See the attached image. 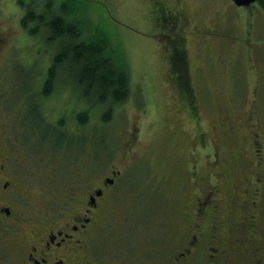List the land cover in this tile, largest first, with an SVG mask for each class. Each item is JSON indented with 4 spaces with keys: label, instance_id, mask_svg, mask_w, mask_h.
Here are the masks:
<instances>
[{
    "label": "rangeland",
    "instance_id": "374dc122",
    "mask_svg": "<svg viewBox=\"0 0 264 264\" xmlns=\"http://www.w3.org/2000/svg\"><path fill=\"white\" fill-rule=\"evenodd\" d=\"M48 9L76 24L83 40L103 39L128 74L125 102L106 121L99 107L76 129L81 137L69 139L80 142L63 146H57L59 133L38 132L28 119L27 101L44 102L41 113L51 119L68 106L73 112L87 105L67 72L39 98L37 79L46 78L60 45L48 43L43 28L38 37L29 35L20 20L27 11ZM178 10L186 20L172 23L169 15ZM0 36L7 42L0 54V118L27 170L24 219L64 217L80 209L104 177L119 172L97 218L94 257L100 264L132 257L154 264L180 251L197 199L216 189L228 251L238 245L235 226L244 229L250 220L244 264H256L257 246L264 264V8L257 2L236 7L231 0H0ZM13 86L19 90L13 93ZM256 174L262 200L253 207L249 189ZM186 264H206L205 255Z\"/></svg>",
    "mask_w": 264,
    "mask_h": 264
},
{
    "label": "flooded vegetation",
    "instance_id": "af4514ba",
    "mask_svg": "<svg viewBox=\"0 0 264 264\" xmlns=\"http://www.w3.org/2000/svg\"><path fill=\"white\" fill-rule=\"evenodd\" d=\"M257 3L259 7L264 8L262 0ZM157 11L160 12L159 9ZM160 13L161 16L166 14L164 11ZM174 14H177V17ZM174 14L169 15L172 23L180 22L181 19L186 20L180 10ZM6 43V37L0 36V54ZM46 80L45 77L37 79L40 86L36 87L39 90V98L41 97L42 100L45 97ZM33 83L36 82H33V78H31L30 84ZM30 84L25 88L26 91ZM12 89L13 93L19 90L14 86ZM183 92L186 97L189 96L188 88ZM24 93V90L18 91L19 96L23 97ZM43 103L41 102L42 105ZM27 105L30 107L28 119L31 121V127L34 130L37 129L38 132L41 128L46 127L51 133H59L60 142L57 146L72 143L69 139L76 136L77 113L88 111L76 107L71 112V108L69 109L70 106H68L65 115L51 119L52 117L41 113L40 105L37 107L31 101H27ZM66 114L72 116L69 125L65 119ZM7 133L0 118V264H100V261L94 257L92 246V242L99 234L97 218H102L101 214L106 211L108 207L107 192L114 186L120 173L112 172L111 177H104L99 185L96 188L92 187L84 197L83 206L77 210L75 206V210L64 217L62 214L53 216V220L49 221L51 219L47 220L43 214H35L34 219H24L22 217L25 209L23 208V198H27L25 193L27 175L24 172L27 170L23 166L24 158L19 157L14 142L11 141ZM36 173H38L37 170L32 171L33 175ZM254 180V187L249 189L252 190L249 194V204L256 207L257 203L262 200L260 187L262 179L256 174ZM70 201H74L76 204L80 202L79 199L73 197ZM221 209L222 204L217 199L216 189L200 195L193 212L194 220L191 219V223L183 231V236L179 241L181 243L180 251L175 252L176 255L174 254L171 259L157 261L154 264H186L187 260L198 255H205L206 264H244L243 253H241L242 241H251L249 239L253 238L251 235L248 237L247 229H245L249 227L250 220L247 221L248 224L245 223L244 229L242 225L235 226L234 241L238 245L230 252L226 247L225 239L221 236L223 225L220 224V217L218 218ZM254 218V215L250 217V219ZM261 252V248L258 246L252 250L254 263H262ZM231 253H236L238 258L233 259ZM121 264L141 263L137 257H132L128 262H121Z\"/></svg>",
    "mask_w": 264,
    "mask_h": 264
},
{
    "label": "trees",
    "instance_id": "16d2710c",
    "mask_svg": "<svg viewBox=\"0 0 264 264\" xmlns=\"http://www.w3.org/2000/svg\"><path fill=\"white\" fill-rule=\"evenodd\" d=\"M50 10L46 14L30 10L20 20L21 27L29 35L38 37L39 29L43 28L47 31V42H58L60 45L46 73L44 94L48 95L50 88L56 87L61 80V73L67 72L78 90V99L87 103L81 108L88 111L77 113L78 128H83L99 107L103 109L98 112H104L101 119L106 121L115 106L123 104L129 95L127 72L110 56L109 47L103 39L83 40L76 24L66 22L62 15ZM78 132L76 130V137H81ZM80 140L77 138L72 142Z\"/></svg>",
    "mask_w": 264,
    "mask_h": 264
},
{
    "label": "water",
    "instance_id": "95a60500",
    "mask_svg": "<svg viewBox=\"0 0 264 264\" xmlns=\"http://www.w3.org/2000/svg\"><path fill=\"white\" fill-rule=\"evenodd\" d=\"M231 1L237 7H248L251 4L258 2L260 0H231Z\"/></svg>",
    "mask_w": 264,
    "mask_h": 264
}]
</instances>
